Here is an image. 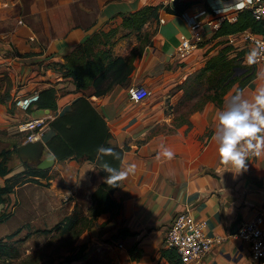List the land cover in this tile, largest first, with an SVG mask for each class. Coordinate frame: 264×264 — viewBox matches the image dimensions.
<instances>
[{
	"label": "crops",
	"instance_id": "obj_1",
	"mask_svg": "<svg viewBox=\"0 0 264 264\" xmlns=\"http://www.w3.org/2000/svg\"><path fill=\"white\" fill-rule=\"evenodd\" d=\"M169 1L0 0V130L7 131L5 139L16 143L14 150L20 156L6 172L0 171V184L23 174L28 164L45 169L39 172L44 174H27L0 197V237L21 231L30 223L44 222L54 211L62 210L63 202L69 204L70 213L82 195L92 202V192L104 179L96 159L59 158L55 154L51 165L40 167L38 162L54 152L47 143L55 133L53 126L50 123L35 139L19 137L23 132L18 130L19 121L32 115L52 121L85 94L105 118L112 133L110 141L124 148L120 170L132 164L136 167L113 191L121 201L120 208L101 212L82 237H97L111 245L110 254L118 264H177L163 254L164 248L170 247L165 235L175 214L189 207L205 222V231L217 238L203 264H251L249 244L236 231L242 219L264 211V154H250L246 169L241 171L219 157L218 143L213 139L219 127L217 114L236 93L235 85L222 103L205 100L204 91L187 98L184 88L179 87L219 50L222 38L238 44L231 38L239 33L215 36L216 30L206 27L204 40L192 53L185 57L177 53L181 35L193 33L191 22L197 11L207 7L219 13L223 9L238 13L245 0H191L183 11L161 8L141 29L125 24L124 13L146 3ZM95 33L99 36L96 50L132 57L133 64L127 78L118 79L101 94L94 93L93 85L77 86L73 76L53 64L64 61ZM257 67V74L239 90L246 99L264 87V68ZM132 83L148 85L151 94L139 102L133 100L128 93ZM49 86L56 90L57 107L37 103L26 110L13 104L18 91ZM36 139L46 145L42 152H36L38 157L20 152L21 144ZM164 148L172 150L174 158L164 157ZM53 170L63 175L62 181L50 174ZM43 177L49 181L39 182ZM24 190L29 195L25 201L20 196ZM15 216L14 226H3Z\"/></svg>",
	"mask_w": 264,
	"mask_h": 264
},
{
	"label": "trees",
	"instance_id": "obj_2",
	"mask_svg": "<svg viewBox=\"0 0 264 264\" xmlns=\"http://www.w3.org/2000/svg\"><path fill=\"white\" fill-rule=\"evenodd\" d=\"M191 0H172L167 3H146L137 9L130 10L125 15V24L137 29H141L145 22L152 16H157L161 8L167 11H183ZM247 27L261 31L264 29V21L258 19L253 14L250 6L240 9L235 19L225 18L215 31V36L225 35L232 32H239ZM98 34L95 33L87 37L73 51L66 55L64 61H55L54 66L64 68V74L73 76L77 86L87 87L93 85L94 93L101 94L107 91L118 79H125L133 69L132 57L126 58L123 55L113 56L109 50H96L94 46L98 43ZM221 39L223 45L216 53L210 55L205 64L194 74L189 75L180 86L185 90L188 98L198 92L204 93L205 100L214 99L222 103L226 92L235 85V92H238L257 74V64L249 65L243 62V55L248 52L247 48H239L238 44ZM143 42V41H142ZM143 43L138 47L141 53ZM237 67L243 68L241 73H236ZM112 78L104 83V79ZM202 85L205 89H202ZM40 99L38 106L50 108L57 107V95L53 86L40 89ZM4 100V98H2ZM185 99V98H183ZM13 104L15 101L13 100ZM9 106V110H13ZM55 133L47 140L48 146L55 152L57 157L65 158L70 155L78 158L96 159L101 166V174L104 178L108 175L103 168L105 164L120 170V162L124 148L113 144L110 141L111 130L93 101L85 94L80 95L73 102L71 109L56 115L52 121ZM16 144V143H15ZM15 144L11 147L0 149V171L8 170L6 159L9 153L15 149ZM100 147H113L119 153V159L112 156H98ZM45 169L34 164H28V168L22 173L11 177L4 185L0 184V197L3 193L10 192L20 179H25L27 174H44ZM29 172V173H25ZM33 179L34 177H27ZM116 187H111L103 179L92 192V202L90 212L84 214H69L62 220L55 223L46 230L56 229L57 232L65 234L73 231L74 236L80 235L85 229L91 227L96 217L108 209H118L121 201L113 195ZM18 230L7 235L13 236ZM4 237H0V248L5 247ZM86 243H83L72 253L65 256L67 261L80 259L84 255ZM163 254L172 261L180 262L178 252L172 247H166ZM122 264V263H120Z\"/></svg>",
	"mask_w": 264,
	"mask_h": 264
},
{
	"label": "built area",
	"instance_id": "obj_3",
	"mask_svg": "<svg viewBox=\"0 0 264 264\" xmlns=\"http://www.w3.org/2000/svg\"><path fill=\"white\" fill-rule=\"evenodd\" d=\"M244 4L252 7L256 18L264 21V0H245ZM218 11V9L213 11L203 7L194 14L191 22L194 29L192 35H181L177 48L180 57L189 55L199 46L206 36V27L216 30L223 19H235L237 16V13L227 12L226 9L220 13ZM238 33L244 41L242 43L249 47V53L252 49H257L258 58L255 63L264 68V29L257 31L252 27H247ZM231 40L234 38L232 37ZM133 90L138 94L143 93L141 99L147 97L152 91L148 85L141 83H132L128 86V93L131 97ZM40 96V88H32L29 91H18L14 101L18 107L27 110L33 104L38 103ZM50 123L47 116L32 115L19 121L18 130L25 134L24 139H35L45 132ZM236 235L248 242L250 263L264 264V211L242 219L238 224ZM216 239L205 231V222L198 219L189 207L175 214L165 235L166 245L175 248L178 252L180 262L177 264H203L207 251Z\"/></svg>",
	"mask_w": 264,
	"mask_h": 264
},
{
	"label": "rangeland",
	"instance_id": "obj_4",
	"mask_svg": "<svg viewBox=\"0 0 264 264\" xmlns=\"http://www.w3.org/2000/svg\"><path fill=\"white\" fill-rule=\"evenodd\" d=\"M234 41L238 42L239 48H247L248 52L243 55V62H247V55L249 54V47L242 42L240 34L234 37ZM243 68L237 67L236 73H241ZM181 88V86H179ZM178 85L176 88H179ZM202 89L205 86L202 85ZM7 137V131L0 130V149L3 147H11L13 144ZM19 137L25 138L24 133H20ZM4 138V139H3ZM8 138V137H7ZM20 156L13 150L9 153L7 165H14L20 159ZM51 175L55 179L62 181L63 175L55 173L53 170ZM38 179V178H37ZM49 181L43 177L39 182L45 183ZM20 196L25 201L28 193L22 191ZM91 199L86 195H82L79 201L72 207L71 213L69 204L63 202L62 210L54 211L50 216L45 218L44 222L30 223L28 227H24L21 231L14 233L13 236L4 238L5 247L0 248V264H118L119 262L110 254L111 245L101 243L97 237L95 240L82 237V235L74 236L73 231H68L61 234L56 229L46 230L52 227L55 223L62 220L69 214H84L90 212ZM18 217L15 216L4 223L3 226L10 228L15 225ZM91 237V236H90ZM95 241V242H93ZM86 243L84 255L80 259L67 261L65 256L72 253L74 249ZM74 248V249H73Z\"/></svg>",
	"mask_w": 264,
	"mask_h": 264
},
{
	"label": "clouds",
	"instance_id": "obj_5",
	"mask_svg": "<svg viewBox=\"0 0 264 264\" xmlns=\"http://www.w3.org/2000/svg\"><path fill=\"white\" fill-rule=\"evenodd\" d=\"M257 49H252L247 55L249 65L256 62ZM133 100L139 102L141 95L132 91ZM231 102V103H229ZM218 125L213 139L218 143V154L222 162L231 163L241 170L246 169V160L250 154H264V87L257 89L251 99L244 98L242 92H236L226 106L217 114ZM162 155L172 159L175 153L164 148ZM98 156H112L119 159V153L113 147H100ZM135 165H129L126 170H118L105 164L104 170L108 175L105 182L111 187L119 186L130 173L135 171Z\"/></svg>",
	"mask_w": 264,
	"mask_h": 264
},
{
	"label": "water",
	"instance_id": "obj_6",
	"mask_svg": "<svg viewBox=\"0 0 264 264\" xmlns=\"http://www.w3.org/2000/svg\"><path fill=\"white\" fill-rule=\"evenodd\" d=\"M44 147H46V145L42 142V140L36 139V140H29L27 143L21 144L19 146V149L22 154L25 155L30 154L38 157L39 154L37 155L36 152H38V150L42 152ZM54 161H55V153L50 152L48 153L47 156H45L38 162V165L40 167H47L51 165Z\"/></svg>",
	"mask_w": 264,
	"mask_h": 264
}]
</instances>
